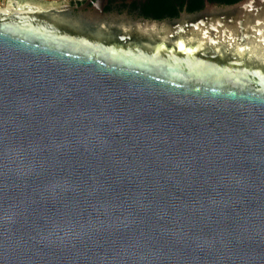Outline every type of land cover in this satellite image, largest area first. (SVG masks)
Listing matches in <instances>:
<instances>
[{"label":"water","instance_id":"95a60500","mask_svg":"<svg viewBox=\"0 0 264 264\" xmlns=\"http://www.w3.org/2000/svg\"><path fill=\"white\" fill-rule=\"evenodd\" d=\"M82 1L0 5V264H264V0Z\"/></svg>","mask_w":264,"mask_h":264},{"label":"trees","instance_id":"16d2710c","mask_svg":"<svg viewBox=\"0 0 264 264\" xmlns=\"http://www.w3.org/2000/svg\"><path fill=\"white\" fill-rule=\"evenodd\" d=\"M219 4H233L240 0H210ZM187 4L189 12L198 11L203 8L204 0H151L143 7V13L146 17L163 20L165 18L177 17L180 10Z\"/></svg>","mask_w":264,"mask_h":264},{"label":"flooded vegetation","instance_id":"af4514ba","mask_svg":"<svg viewBox=\"0 0 264 264\" xmlns=\"http://www.w3.org/2000/svg\"><path fill=\"white\" fill-rule=\"evenodd\" d=\"M86 1L87 0L77 3L78 5H82ZM150 1L151 0H109L105 6V11L112 13L119 12L121 14L126 13L133 18H148L143 13V7ZM186 1L189 2L190 0ZM184 7L187 9V4Z\"/></svg>","mask_w":264,"mask_h":264},{"label":"rangeland","instance_id":"374dc122","mask_svg":"<svg viewBox=\"0 0 264 264\" xmlns=\"http://www.w3.org/2000/svg\"><path fill=\"white\" fill-rule=\"evenodd\" d=\"M6 0H0V5H3L5 3ZM52 1V0H49ZM55 1H63V0H55Z\"/></svg>","mask_w":264,"mask_h":264}]
</instances>
